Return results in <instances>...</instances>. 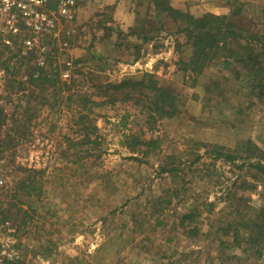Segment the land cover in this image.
<instances>
[{
  "label": "rangeland",
  "instance_id": "1",
  "mask_svg": "<svg viewBox=\"0 0 264 264\" xmlns=\"http://www.w3.org/2000/svg\"><path fill=\"white\" fill-rule=\"evenodd\" d=\"M171 2L197 15L204 9L229 13L213 11L222 0ZM81 4L74 20L57 15L48 22L53 29L40 32L0 12L1 136L13 133L7 114L20 116L18 105L32 88L19 85L27 80L19 76V58L25 57L23 73L37 62L48 69L52 60L63 79L82 74L78 81L92 91L94 82L124 80L123 54L130 61L146 49L126 53L128 46L104 42L116 29L110 13L87 14ZM238 20L264 31L258 20ZM247 69L235 57L228 63L220 57L196 78L182 70L173 75V66L166 75L172 78L155 75L181 94L180 113L150 126L146 114L123 119L126 104L99 109V140L87 156L85 147L68 142L76 137L71 113L41 109L21 141L13 134L0 145V238L12 235L16 242L18 258L11 264H264L253 247L238 246L218 230L234 221L236 209L254 218L264 203V174L249 166L264 153V94L243 79ZM260 78L264 88V73ZM139 137L155 143L129 144ZM221 151L236 159H223ZM31 175L35 189L25 194L19 181ZM189 210L201 213L199 234L180 222Z\"/></svg>",
  "mask_w": 264,
  "mask_h": 264
},
{
  "label": "trees",
  "instance_id": "2",
  "mask_svg": "<svg viewBox=\"0 0 264 264\" xmlns=\"http://www.w3.org/2000/svg\"><path fill=\"white\" fill-rule=\"evenodd\" d=\"M152 1L157 20H171L178 27V32L185 36L186 42L193 45L192 57L189 60L179 59V70L186 74L192 73L196 78L218 58L222 57L224 62L228 63L235 57L236 61L248 68L242 73L243 79L245 77L248 80L254 93L258 91L257 95L263 96L264 88L261 85L262 78L260 77L264 73V35L251 32L247 34L246 30L237 23L236 17L242 13L241 5L237 8L229 5V13L227 14H216L204 10L202 14L197 15V11H185L179 6H174L171 0ZM111 36H113V32L109 33L105 39L111 41ZM114 40L119 48L122 46L124 49L127 46L123 40ZM24 58H19L22 60L19 63L18 73L21 79L27 75V80L26 82L25 80L22 81L19 85L24 87V84L28 83L32 88L29 89V94L25 96V101L18 105L20 106V116L15 117L13 114L9 117L7 114V121L11 123L10 127H12L13 133L7 130V137L6 134L1 136L0 133V145H3L6 139L8 142L13 134H17V140L21 141L29 129V123L34 116L37 117V113L41 112L43 108H48L58 116H66L71 113L73 121L70 129L73 130L76 137H69L68 142L75 147H85L86 156L92 154V147L99 140V128L96 125L99 109L111 107V109L116 110L119 105L126 104L123 119L140 118L146 114L147 124L150 126L159 119L172 118L182 110L184 100L177 89L170 84H161L160 80L150 72H145L139 80L94 82L92 91H90L81 86L82 80L78 81L79 76H83L82 74L75 75L74 78L63 79L59 69L51 63L52 60L48 69L47 66H41L37 62L29 67L27 74L23 73ZM65 61L67 62V60ZM43 65L45 64L43 63ZM8 75H12V73L9 72ZM256 81L257 84L254 85ZM0 115H3L2 110H0ZM128 142L131 146L137 147L152 145L155 140L153 137L149 140L139 137L134 142ZM260 154L261 160L249 163V166L264 174V160H262L264 153L260 152ZM219 156L231 161L236 159L235 155L223 151ZM28 171L37 172L35 169ZM33 179L31 175L21 178L19 181V186L25 194L30 193V188L35 189ZM38 193L42 194L41 191ZM209 205L213 206L211 203ZM200 214L196 213V210H189V212L182 214L180 222L184 227L194 225V228L189 231L199 232L198 225L200 222H197V219ZM226 226L218 229H223L224 236L232 238L238 246L246 243L254 248L259 257H264V203L258 208L254 218L236 209L234 221ZM220 241L221 245L226 244L225 240Z\"/></svg>",
  "mask_w": 264,
  "mask_h": 264
},
{
  "label": "crops",
  "instance_id": "3",
  "mask_svg": "<svg viewBox=\"0 0 264 264\" xmlns=\"http://www.w3.org/2000/svg\"><path fill=\"white\" fill-rule=\"evenodd\" d=\"M236 1L241 2L242 13L236 17L237 23L245 30L259 32L264 35V31H256L246 28L238 19L258 20L264 27V0H222L221 4L216 5L214 12L227 13L229 5H233ZM81 10L87 14H91L93 10L100 9L103 12L110 13V19L113 20L112 26L116 27L113 32L112 39L123 40L128 46V51L133 52L142 47L140 54L132 57L128 61L124 55L120 65H127V72L123 75V79L139 80L145 72L154 75H164V79L172 78L178 75V53L189 50L187 56H181L184 60H189L193 55V45L180 41L181 34L178 27L171 20H160L156 18L152 0H81ZM220 7V8H219ZM205 10V9H204ZM256 11V12H255ZM256 15L259 17H254ZM115 24V25H114ZM121 35V38H119ZM149 38V39H148ZM159 38L162 40L159 42ZM108 42L109 39H104ZM159 42V44H158ZM118 47V46H116ZM107 57L109 55L107 54ZM120 57L117 56V59ZM178 60V61H177ZM111 64H116L112 62ZM165 68V70L161 71ZM165 66V67H164ZM173 66L174 72L170 73L171 77H167L168 69ZM128 68H130L128 70Z\"/></svg>",
  "mask_w": 264,
  "mask_h": 264
},
{
  "label": "built area",
  "instance_id": "4",
  "mask_svg": "<svg viewBox=\"0 0 264 264\" xmlns=\"http://www.w3.org/2000/svg\"><path fill=\"white\" fill-rule=\"evenodd\" d=\"M78 1L0 0V12H7V20H26L29 27L36 32L43 29L49 31L53 28L48 26V22L57 15L69 21L74 20ZM10 231L14 232V229H10ZM12 232L9 233L13 234ZM15 243L12 235L0 238V264H11L18 258V251L14 247Z\"/></svg>",
  "mask_w": 264,
  "mask_h": 264
}]
</instances>
